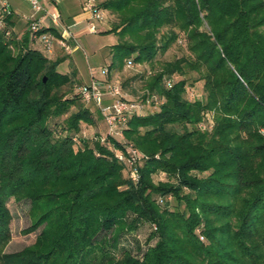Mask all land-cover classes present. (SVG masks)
Listing matches in <instances>:
<instances>
[{
	"label": "trees",
	"instance_id": "1",
	"mask_svg": "<svg viewBox=\"0 0 264 264\" xmlns=\"http://www.w3.org/2000/svg\"><path fill=\"white\" fill-rule=\"evenodd\" d=\"M96 7L116 18L104 31L117 39L107 77L127 60L152 63L180 40L186 53L151 76L142 101H156L154 110L131 116L122 130L142 155L133 182L114 155L121 139L107 137L110 145L82 135L94 118L72 94L71 73L18 40L7 19L0 264H264V0H102ZM198 81L203 95L190 100L187 88ZM211 112L212 128L201 130ZM11 197L29 201L25 232H40L4 254ZM142 224L154 244L141 258L125 250L116 257L121 236Z\"/></svg>",
	"mask_w": 264,
	"mask_h": 264
},
{
	"label": "rangeland",
	"instance_id": "2",
	"mask_svg": "<svg viewBox=\"0 0 264 264\" xmlns=\"http://www.w3.org/2000/svg\"><path fill=\"white\" fill-rule=\"evenodd\" d=\"M101 1L102 0H96V5ZM83 11H85V9L82 8V12ZM49 12L58 13L53 10H49ZM74 12L80 13V9L79 11H71L70 13L66 12L62 17L70 18ZM107 14L108 13L105 12V16ZM115 21V16L113 14H108V26L111 27ZM44 26L47 28L52 27L56 30V33L54 34L56 36L57 34H60L61 36V30L56 23L47 22V25L44 24ZM100 26V22H96L97 30L95 33H92L87 29L81 33H78L76 35L75 41L73 42L71 40L70 42L72 49L70 51H66L65 55L67 58L63 62L64 64L60 62L61 64L59 63L57 67L59 72L64 73L69 69L67 66L69 63L71 66L76 64L80 71V82H82L81 86H90L93 82L96 84L102 82L105 84L107 81L115 83L117 82L121 85L126 98L142 101L144 97L143 95L148 93V89L145 84L150 80L151 76H153L155 72L160 70L161 64L164 61L172 60L186 53L185 46L184 44L180 43V40L176 44L172 45V47L169 48V50L164 54L158 55L155 60L152 61V63L135 64L132 68H126L124 66L121 71L112 70L107 77V74L104 73V70L108 69V66L112 62L111 44L116 42V39L113 33H104L106 30L100 29ZM59 39L57 36L55 42H58ZM195 76V73L189 74L190 79L194 78ZM190 79L189 82L191 81ZM79 87L73 85L71 87L72 94L78 92ZM202 95V81L195 82L193 86H189L187 88V98L190 100L201 98ZM102 102L103 105L110 104L111 99L105 97L102 99ZM84 105L91 111L94 118V123L92 125H83L82 135H84V137H94L95 140L100 141L98 137H105V133L107 131L104 118L100 114L98 108L92 102L84 103ZM154 105L155 104L152 103L146 106L144 113L148 112L149 110H154L152 108ZM205 115L208 124L204 126V123L200 122L198 127H200L201 130H210L214 123V115L212 112L206 113ZM119 137L123 139L121 135ZM106 142L110 143V141L107 140ZM126 174L127 173L124 171L125 176ZM159 179H163V174H157L155 176V180ZM6 203L10 213V238L3 247L2 253L13 254L32 244L35 241L37 234L40 232V228L33 232H25V230L28 229L31 224L29 217L30 206L28 200L17 201L11 197ZM150 232L151 226L149 224H142L135 231L123 234L119 239L117 248L112 253L118 257L125 250L130 251L137 258H141L146 249L155 242V240L147 242Z\"/></svg>",
	"mask_w": 264,
	"mask_h": 264
},
{
	"label": "built area",
	"instance_id": "3",
	"mask_svg": "<svg viewBox=\"0 0 264 264\" xmlns=\"http://www.w3.org/2000/svg\"><path fill=\"white\" fill-rule=\"evenodd\" d=\"M32 16L28 19V33L29 38L33 43L39 45L40 50L48 57L53 52L54 42L56 41L55 35L50 31H43L44 24L42 20L48 16L53 23L62 27L59 16L57 13H50L46 11L40 0H27ZM83 9L89 13L87 18V28L90 32H96V22H102L105 18V12L102 9L96 7V0H84ZM39 16L36 17L35 15ZM12 15L8 3L5 0H0V30L5 29V34L10 35L11 30L6 29V21ZM71 40L74 42L75 39L72 33L66 28L62 27L61 36L58 41L59 47L65 51H70ZM134 64L127 60L125 63L126 68H132ZM107 69L104 73L107 74ZM167 86L170 85V81L166 82ZM78 94L84 103L92 102L99 110L100 114L104 118L107 126L105 137H99L101 142H106V137H119L122 136V130L126 126L129 118L133 115H139L144 113L145 107L150 105L152 100L147 99L146 101H138L126 98L119 83L107 81L105 84L93 82L90 86H80L78 88ZM111 99L110 104L103 105V98ZM157 104L156 101L153 102ZM123 142L122 149L114 150L116 159L123 163L128 170V176L136 182L139 178L138 166L140 165L142 155L140 152L130 143Z\"/></svg>",
	"mask_w": 264,
	"mask_h": 264
},
{
	"label": "crops",
	"instance_id": "4",
	"mask_svg": "<svg viewBox=\"0 0 264 264\" xmlns=\"http://www.w3.org/2000/svg\"><path fill=\"white\" fill-rule=\"evenodd\" d=\"M5 1L8 3L10 9L12 10V15L9 18V24H10L13 35H15V37L20 41H23L25 38H27L29 46L40 50L39 45L37 43L36 44L32 43L29 40V33H28L29 20L28 19L33 14H32L28 1L27 0H5ZM83 1L84 0H42L41 3H42L43 8L46 11L49 12V10L50 11L53 10V11L58 12L57 14L59 16L62 27H66L72 33L75 39L78 33H81L82 31L86 29L88 30L86 26H87V18L89 17V13L87 11L82 12ZM79 9H80V13L74 12V14L70 18L62 17L66 12L70 13L71 11H79ZM104 12H107V11H104ZM108 14L105 16L104 20L100 23L101 25L100 29L102 30L110 29V27L108 26ZM35 16L38 17L39 15L36 14ZM42 22L45 25H47V22L53 23L52 20L48 16H46L42 20ZM85 23H86V26H85ZM62 27L59 26L60 30H62ZM57 36L59 39L60 34H57ZM57 36L55 35V37ZM114 37L116 39L115 35ZM115 43L116 42H113L111 46ZM65 54H66V51L59 47V43L54 42L53 52L48 56V58L51 61L57 60L59 61V63L61 62L62 64H64L63 62L67 58ZM67 66L69 69L67 68L68 70L65 71L64 73L66 74L71 73L73 82L76 83V85L78 84L82 85V82H80V71H79V68L76 66V64H73L71 66L69 63Z\"/></svg>",
	"mask_w": 264,
	"mask_h": 264
},
{
	"label": "water",
	"instance_id": "5",
	"mask_svg": "<svg viewBox=\"0 0 264 264\" xmlns=\"http://www.w3.org/2000/svg\"><path fill=\"white\" fill-rule=\"evenodd\" d=\"M44 82H45V78H44V80H43Z\"/></svg>",
	"mask_w": 264,
	"mask_h": 264
}]
</instances>
